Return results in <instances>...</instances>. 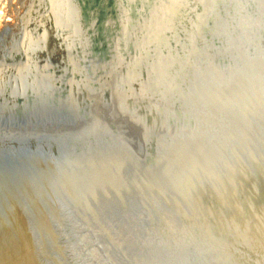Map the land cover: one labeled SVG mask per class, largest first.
Returning <instances> with one entry per match:
<instances>
[{"label":"rangeland","instance_id":"1","mask_svg":"<svg viewBox=\"0 0 264 264\" xmlns=\"http://www.w3.org/2000/svg\"><path fill=\"white\" fill-rule=\"evenodd\" d=\"M228 1L118 0V12L122 9L118 30L116 16L108 23L104 36L96 30V15L84 12L82 15L80 6L75 4L80 25L77 33L71 35L75 61L70 68L64 66L65 80L57 83L59 89L53 79L45 80L44 94L51 97L53 93L62 94L64 99L60 102L68 107L69 98L76 103L83 96L94 101L91 110L98 127L106 112L105 100L109 99L112 117L123 122L129 134L135 133L147 145L140 141L141 146L146 145L141 165L134 164L126 150L96 151L86 153L83 159H73L74 167L83 170L74 173L72 180L62 177V192L58 190L57 200L52 201L62 238L66 237V227L59 215L61 193L64 199L75 200L79 230H83V225L88 227L85 241L90 243L92 239H102L100 234L105 235L103 251L93 248L92 253L100 258L105 256L109 264H129V258L116 249L120 246L128 249L135 241L124 237L122 229L114 233L115 237L103 233L99 213L111 201L123 209L126 201L133 198L140 202L149 225L160 234L168 233L164 224L172 225L171 237L179 242L205 244V240L209 249L233 263L264 264L259 260L264 255V156L254 154L252 159L247 158L232 146L227 150L224 141L209 139L222 136L228 124H235L221 105L229 92L223 82L220 84V78L235 86L236 59L262 52L258 42H252L247 4ZM197 5L202 8H196ZM26 9L20 15L24 16ZM196 9L194 19L191 15ZM220 10L228 20L218 15ZM187 21L190 28L182 30L189 35L184 41L176 30ZM238 26L247 29L238 31ZM108 29L110 34L114 33L111 40ZM119 32L123 39L113 42L111 49L112 39ZM112 51L113 62L98 77L97 70L102 68L92 64L87 56L94 52L106 57L104 53L109 55ZM120 68L125 71L120 72ZM240 96L238 100L243 101L253 94ZM71 106L74 108L72 101ZM164 135L168 138L161 139ZM151 136L155 137L152 145L148 142ZM5 161L14 159L7 156ZM31 231L42 251L41 264H61L59 257L64 253L69 256L67 264H73L67 240L63 243L64 250L53 251L52 237L43 236L39 225L34 223ZM80 239L83 241V233ZM28 254L26 243H11L5 248L0 264H34Z\"/></svg>","mask_w":264,"mask_h":264},{"label":"water","instance_id":"2","mask_svg":"<svg viewBox=\"0 0 264 264\" xmlns=\"http://www.w3.org/2000/svg\"><path fill=\"white\" fill-rule=\"evenodd\" d=\"M240 1L247 4L252 42L257 41L259 51L262 52H256V54L246 55L245 57L239 56V59H236V68H234L233 73L236 81L235 86L220 78V84L223 82V85L227 87L226 91L229 92V96L225 97L221 105L226 110V113L232 116L235 124H228V128H225L228 130L222 136L215 138L213 136L209 139L218 143L220 141L223 143L224 141L223 146H226L227 150L232 146L240 150L247 158L252 159L255 155L259 158L264 156V11H261L262 5L264 6V0ZM196 8H202V5H197ZM197 10H194L191 15L194 19L197 16ZM221 11H218V15L222 14ZM121 15L122 9L117 15L116 30H118L117 26ZM221 18L224 20L229 19V17L226 18L223 15H221ZM221 22L222 20H219V23ZM183 27L190 28V23L188 21L185 22L183 26L176 30V33L186 41V37L189 34H186L188 33L187 30V32L182 30ZM245 28L238 26L236 29L242 31ZM112 33L110 34V40L111 35H114ZM119 38H121L120 32L117 33L115 39H112L111 49L114 47L113 42H116ZM251 50L248 52H251ZM87 57L92 64L102 68L100 71L99 69L97 70L100 77L106 72L104 70L113 62L115 54L112 51L106 57H101L97 53H91ZM50 59L52 63L53 59ZM218 61L220 59H217ZM219 63L221 64L222 61ZM227 65L226 63L225 68L228 67ZM230 65H232V62ZM65 66L70 67L67 62ZM119 71L124 72L125 69L120 68ZM97 85L92 84L91 86L98 88L99 86ZM192 85L193 81L191 82ZM57 86L59 85L57 84ZM232 87H237V90L234 91ZM54 89L56 91L55 87ZM240 94H253V96L247 100L240 101L238 100L241 98ZM27 97V99L18 100L19 105H16L13 110L0 112V140L2 144L7 142L14 147L17 144L12 139H19L18 145L26 150H38L39 154L44 152L47 154L51 153L57 161L56 168H54L57 175L52 183V187H55L56 190L62 184L60 182H62L61 178L64 173L63 167L71 159H83L86 153L89 154L96 151L112 153L126 150L131 161L134 164L141 165L140 159L144 156L147 143L135 133L129 134L128 126L112 117L108 106L109 99L105 100L106 112H104L101 126L97 127V134L95 135L94 129L91 128L93 126H91L90 120L94 101L89 98L80 96L81 98L77 102L78 108L75 109L58 103V97L63 98V95L58 94V92L54 98L57 100L48 99L33 106H31L34 103L33 98ZM0 101L2 102V98ZM7 101L9 102L8 99ZM113 122L116 124H112ZM93 133L95 136L90 138L89 135ZM151 137L148 142L152 145L155 142V137ZM167 138L168 136L164 135L161 139ZM140 141L146 145L141 146ZM74 168L76 169L74 170L75 172L73 171L74 173L83 170V168L79 167H73L72 169ZM61 190L59 189V191ZM61 194L58 196L59 206L62 211L59 215L63 226L66 227V237L63 238V243L67 240L70 248L68 254L72 255L73 264H109L105 256L100 258L92 253L93 248L102 249L103 251L102 246L106 244L105 235L100 234V237L103 236L102 239L95 238L90 243L85 241L84 235L88 231V227L86 228L83 225V230H79L81 225L78 224L75 200L72 197H70L71 200L64 199ZM129 199H132L133 202L130 203ZM129 199L123 209L116 208L115 211H112L118 214L116 215L117 219L114 218L112 213L104 215L105 212L102 209L99 213V222L103 228V233L115 237L114 233L118 229H122L124 237H132V241H135L132 242L134 243L132 245L137 246L138 248L136 249H125L121 246L116 249L120 254L129 258V264H236L235 261L233 263L232 260L219 257L216 251L208 248L210 245L205 240V244H195L187 240L179 242L173 239L171 237L172 225H163V229L168 231L165 234H160L156 229L153 230V226L149 225L148 218L145 216L140 202L137 199ZM139 223L143 228L142 231L139 228ZM82 233L83 241L80 239ZM149 234L150 236H148ZM259 260L264 263V255Z\"/></svg>","mask_w":264,"mask_h":264},{"label":"bare ground","instance_id":"3","mask_svg":"<svg viewBox=\"0 0 264 264\" xmlns=\"http://www.w3.org/2000/svg\"><path fill=\"white\" fill-rule=\"evenodd\" d=\"M138 1L140 2V0ZM144 2L147 3V1ZM75 4L80 6L82 15L83 12L86 15L93 13L96 15L98 21L96 30L102 36L105 35L108 23L116 18L120 8L118 0H0V100L2 98L0 112L13 110L16 105H19L17 101L22 98L27 99V96L33 98L34 103L31 106L48 99L57 100L54 99V93L51 97L44 94L47 91L44 92L43 90H47L45 88L47 78L48 80L53 79V83L56 84L63 81L66 62L70 66L75 61L71 52L73 46L71 35L74 32L77 33V30H79L77 27H80ZM26 7V14L24 16H22L23 13L20 15V12ZM128 14L126 13L125 16H128ZM107 55V53H104V56ZM50 58L53 59L52 63ZM53 90H55L54 87ZM64 96L66 97V95ZM63 99L58 97V103L62 104L60 101ZM68 100L70 106L72 101L73 107L78 108L76 102L70 98ZM90 120L91 126H93L91 128L94 129L96 135L98 120L94 115L90 117ZM94 133L90 134L89 137L95 136ZM12 141L17 146L12 147L7 142L2 144L0 140V261L5 248L11 243L16 245L26 243L29 250L28 255L32 262L41 264L39 256L42 251L35 240L33 231H31L34 223L39 225V230L43 236L50 235L52 237L54 245L50 248L54 249L53 251L64 250L63 238L58 232L59 228L56 221L58 215H56L55 208L52 205V201L57 200L56 194L60 189L57 187L56 190L55 187H52L54 177L57 175L54 169L57 161L50 153L39 154L38 150H26L18 145L20 141ZM7 156L14 159V161L6 162ZM73 167L74 162L71 159L63 167L62 179L72 180L74 170H76L75 168L72 169ZM129 201H131L130 203L133 202L132 199H129ZM116 208H119L117 203L111 201L105 206L103 212H105V215L112 213L116 218L118 214L112 212ZM139 228L143 229L140 223ZM130 248L136 249L138 247L132 245ZM59 259L61 264H67L69 256L64 253Z\"/></svg>","mask_w":264,"mask_h":264}]
</instances>
